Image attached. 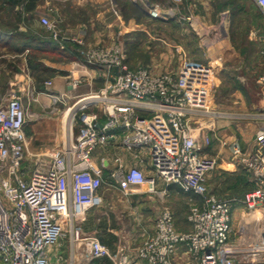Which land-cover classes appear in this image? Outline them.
Returning a JSON list of instances; mask_svg holds the SVG:
<instances>
[{"label": "built area", "instance_id": "built-area-1", "mask_svg": "<svg viewBox=\"0 0 264 264\" xmlns=\"http://www.w3.org/2000/svg\"><path fill=\"white\" fill-rule=\"evenodd\" d=\"M205 1L172 0L177 11L188 3L195 6ZM253 1L264 13V0ZM175 9L170 8L167 16L174 15ZM149 13L153 18L162 17L159 4ZM41 22L51 31L57 46L65 49L66 41L71 39L62 35L48 17H42ZM73 41L84 44L82 39ZM79 56L87 65L103 70L105 84L77 101L76 134L71 131L58 149L47 152V160L30 176L23 166L28 106L15 89H10L6 101L0 103L2 263L50 264V248L60 245L67 236L75 260L78 245L83 242L93 258L111 256L98 236H84L78 222L89 209L102 203L105 167L103 162L95 161L93 154L110 140H117L133 153L146 150L154 173L148 176L137 165L126 169L119 158V167L111 176L123 193L136 192L137 187L138 191L157 193V179H161L195 198L189 206V231L178 230L172 210L164 208L134 259L129 255L112 257L114 264H179L186 256L199 264H264V259L234 260L230 256L234 200L209 191L207 180L218 161L214 155L201 153L202 145L193 132L194 122L204 117L208 131L214 119L235 117L232 112L214 109L210 103L215 66L184 54L173 70L155 72L148 66L131 67L121 42L88 47ZM81 83L76 78L72 86ZM251 116L264 119V113ZM207 133L206 145L212 142ZM221 142L257 179L241 203L249 209H260L264 215V126L256 132V148L251 155H245L236 139Z\"/></svg>", "mask_w": 264, "mask_h": 264}, {"label": "rangeland", "instance_id": "rangeland-1", "mask_svg": "<svg viewBox=\"0 0 264 264\" xmlns=\"http://www.w3.org/2000/svg\"><path fill=\"white\" fill-rule=\"evenodd\" d=\"M38 1L24 0L14 5L7 0H0V87H3L0 90L1 97L4 96L2 93L4 94L7 84L12 80L14 70L12 66L17 64L9 58L11 54L6 55L8 51H12L3 44L7 34L16 37L15 43L21 41L25 43L28 36L35 34L52 39L51 31L41 22L42 17H48L58 25L62 35L71 39L66 41L65 45L76 50L78 58L73 62L77 69L89 66L80 58V51L88 47L101 46H89L82 36L63 30L61 15L56 11L53 0H46L42 16H36ZM135 2L144 10L148 5L151 8L156 4L175 9L172 0H135ZM114 4L115 10L123 11L125 19L135 17L145 29L142 32L125 34L123 37L115 36L114 42L123 43L127 50L131 67L154 64L161 71L173 70L178 67L184 54L201 62H211L215 66L210 103L214 109L232 112L235 117L214 119L213 128L208 133L201 130L197 134L202 152L213 154L218 161L217 169L208 177L207 187L210 192L221 198L234 200L232 229L228 242L230 256L234 260L264 259V215L260 209H249L241 203L242 197L256 186V176L234 156L229 146L221 142L225 139L229 141L236 139L242 144L245 155H251L256 148V132L264 126L263 118L256 119L251 116L264 113V13L253 0H206L195 6L188 3L178 11L175 9L176 13L167 16L169 18H164L162 14V17L151 19L144 12H139L128 0H117ZM14 38H9L8 41L11 42ZM74 39H82L84 44L73 41ZM46 57L52 61L72 62L55 55ZM29 66L37 90L31 96L26 123L28 147L25 150L24 165L27 166L28 172L30 168L45 161L43 158L46 157L48 149H51L50 151L58 149L71 131L76 134L78 125L75 114L80 105L76 104L77 101L104 86V80L98 78L92 87L84 84L73 87L74 79L79 77L75 73L73 77L71 75L67 79V85L72 89L71 94L54 95L43 87H50L52 77L57 73L42 64L38 66L29 63ZM91 67L97 69L98 75H103L100 67ZM11 88L10 85L9 91ZM79 88L88 89L89 92L82 94ZM54 96H58V99ZM204 118L205 120L199 119L195 127L205 129L207 117ZM218 122L227 123L234 134L231 137L220 135L218 132L226 129L227 126L226 124L221 126ZM206 133L212 138V142L208 145L205 144ZM110 183L111 180L105 175L104 186ZM194 198L193 194H188L178 198L174 206L166 207L171 209L173 214L175 212L180 231L190 230L187 217L191 200ZM119 206L118 210H123V207ZM164 208L159 209L162 211ZM152 216L150 219L153 222L155 216ZM82 219L78 224L83 230ZM117 222L112 224L118 230L115 238L107 237L104 241L99 237L105 242L111 256L93 258L89 254L88 246L82 241L83 244L78 245L75 260L71 255L67 236L60 245L50 248V264H114L112 257L120 259L124 255L134 259L144 242L140 238L141 232L128 214ZM149 231L151 234L154 230ZM83 234L89 235L86 230H83ZM178 263L199 264L197 259L190 256H186L183 261L179 260ZM0 264H3L1 258Z\"/></svg>", "mask_w": 264, "mask_h": 264}, {"label": "crops", "instance_id": "crops-1", "mask_svg": "<svg viewBox=\"0 0 264 264\" xmlns=\"http://www.w3.org/2000/svg\"><path fill=\"white\" fill-rule=\"evenodd\" d=\"M53 1L56 11H58L61 15L63 30L71 34L82 36L85 38L86 43L89 46L107 45L114 42L115 36L123 37L125 34H133L145 31V29L141 27V22L135 17H131L127 20L124 17L123 11L121 12V10H115L114 3L117 2V0ZM128 1L135 5L139 12H144L149 18L155 19L150 16L149 5L144 10L139 4L135 2V0ZM38 2L39 3L35 11V15L42 16L41 13L45 9L46 0H39ZM160 7L163 17L169 18L167 17V11L170 9V7L167 8L161 5ZM11 36V34H7V38L4 40L5 43L3 44L5 45V48H10L12 50L8 51L6 55L9 56L11 54L9 58H12L13 62L17 64L12 66L14 68L13 77L11 82L7 84L4 94L2 93L4 96H0V103L6 101L9 87L11 85V89L17 90L22 96L25 105L27 104L29 107L31 103V96L37 90L36 81L33 77L29 62H32L34 65L40 63L57 73V75L52 77L51 86L49 85L50 87H43V89H48L55 95L60 93L71 94L72 89L68 87L67 79L71 75L73 77L75 73H77L79 76L78 78L82 80V83L79 84L78 87L83 84L85 86L92 87V85L97 82L98 78H102V80H104L103 85L105 84L104 76L98 75L96 68L85 66L77 69L74 67L73 61L78 58L76 50H72L74 48H69L67 45L65 49H61L58 46L47 44L45 41H48L49 38L39 36L38 34H35V36L33 35L35 39L30 43L27 41V43H23V41L15 43L16 37L14 38V36ZM9 38H14L11 41L12 43L8 41ZM49 55L64 57L72 62L66 63L52 61L46 57ZM16 58H18V62L16 61ZM147 66L155 72L161 71L160 68H157V66L154 64ZM1 89H3V87H0V90ZM79 91H81L82 94L89 92L88 89H80ZM196 123H199V120L193 124V132L196 136L201 130L208 132L207 128L202 129L201 127V129H198L195 127ZM218 124L221 126H225L226 124L227 126L226 129L220 130L218 132L220 135L231 137L234 134L231 128L228 127L227 123L218 122ZM27 147L28 142L26 148ZM50 150L51 149H48L46 152H49ZM201 153L204 155H213L211 153L202 152V150ZM93 156L98 164L103 162L105 167V175L108 176L112 183L101 188L100 194L103 198L101 205H97L89 209L83 217V222L81 221V224L83 225L84 231L86 230L87 233L96 235L104 241L105 239L107 240V237L112 239V237L115 238L118 235L116 226L114 227L112 224L117 222L121 217L125 216V214H128L131 218H133L134 223L141 232V241H144L149 235V232H151L149 230H154L155 223L153 222L156 221V218L161 211L159 208L174 206L178 198H183L189 194L185 193L179 186L175 184H166L161 179H157V193H148L143 189L138 191V187L136 192L130 194L123 193L117 186L116 178H112L111 176L112 172L119 167V158L122 159L126 169L137 165L140 166L148 176L154 175L151 169L150 158L147 151L144 149L133 153L122 146L119 141L110 140L107 144L100 147V150L98 149V151H95ZM44 160L46 161L47 158L44 157L43 161ZM23 166L24 170L26 171V175L30 176L31 172L39 165H35L33 168H30L29 172L27 166L24 164ZM118 206L121 208L123 207V210H118ZM152 215L155 216V220L153 222L150 219ZM174 217L176 226H178V219L176 218L175 212ZM187 223L190 225L188 219Z\"/></svg>", "mask_w": 264, "mask_h": 264}, {"label": "trees", "instance_id": "trees-1", "mask_svg": "<svg viewBox=\"0 0 264 264\" xmlns=\"http://www.w3.org/2000/svg\"><path fill=\"white\" fill-rule=\"evenodd\" d=\"M10 4H19L20 2H22V1H24V0H7ZM35 38H34V36H31V37H27V42H31V41H33ZM26 42V43H27ZM45 43H47V44H50V45H53V46H57V44L52 40V39H49L48 41H45ZM29 63H32V62H29ZM37 65L39 66L40 65V63H37ZM102 241V240H101ZM104 244H105V242L104 241H102Z\"/></svg>", "mask_w": 264, "mask_h": 264}, {"label": "water", "instance_id": "water-1", "mask_svg": "<svg viewBox=\"0 0 264 264\" xmlns=\"http://www.w3.org/2000/svg\"><path fill=\"white\" fill-rule=\"evenodd\" d=\"M98 127H100V128H101V127H102V125H101V124H98Z\"/></svg>", "mask_w": 264, "mask_h": 264}, {"label": "bare ground", "instance_id": "bare-ground-1", "mask_svg": "<svg viewBox=\"0 0 264 264\" xmlns=\"http://www.w3.org/2000/svg\"><path fill=\"white\" fill-rule=\"evenodd\" d=\"M57 98V97H56ZM70 127V126H69Z\"/></svg>", "mask_w": 264, "mask_h": 264}]
</instances>
